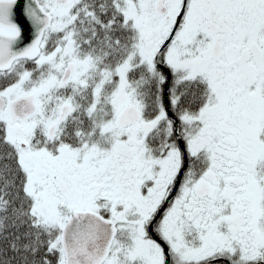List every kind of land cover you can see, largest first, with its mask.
Masks as SVG:
<instances>
[{
	"label": "snow or ice",
	"instance_id": "6c2138e0",
	"mask_svg": "<svg viewBox=\"0 0 264 264\" xmlns=\"http://www.w3.org/2000/svg\"><path fill=\"white\" fill-rule=\"evenodd\" d=\"M0 264H264V0H0Z\"/></svg>",
	"mask_w": 264,
	"mask_h": 264
}]
</instances>
